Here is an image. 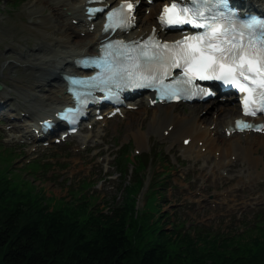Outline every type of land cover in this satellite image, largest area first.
Masks as SVG:
<instances>
[{
  "label": "rangeland",
  "instance_id": "rangeland-1",
  "mask_svg": "<svg viewBox=\"0 0 264 264\" xmlns=\"http://www.w3.org/2000/svg\"><path fill=\"white\" fill-rule=\"evenodd\" d=\"M56 1L49 0L43 4L36 0H0V94L12 91L13 93L8 95L9 98L15 99L17 95L22 102L30 103L34 110L45 108L51 99L44 103L32 100L31 93L37 89L34 88L35 84L27 83L30 79H26V74L30 70L15 65L14 61L22 54L30 52L36 43H40L45 55L54 60L62 55L67 57L63 54L64 51L76 50L72 41L67 49L60 44L56 45V39L62 37L61 29L51 19V9ZM156 4H147L149 8H143L141 15L154 19L158 10ZM44 20L51 28L40 26L39 22ZM138 23L140 25L141 22ZM9 52L10 54H7ZM7 65L9 68L4 69ZM173 109L174 113L181 117L188 114L191 106L179 104ZM153 111L146 107V103L141 102L137 109L129 112L126 120L111 119L106 124L103 120L96 122L91 128L92 131L84 128L82 134H77L75 138L70 137L63 144L48 148L40 145L38 151L33 152V148L23 149L12 140L20 128L26 126L29 119L22 124L19 121L22 112L16 111L14 104L3 105L0 109V124L3 125L0 128V148L2 152L4 149L12 151L13 160L10 167L28 169L27 164L33 161L45 164L34 174L25 169L22 173L17 170L13 173L10 170L8 175L13 177L17 174L19 178L23 177L29 181V186L34 189L21 190L32 191L33 195L38 194L37 196L42 197L52 208L62 207L63 203L68 202L82 203L85 202L83 197H86L87 202L93 205L92 210L110 213L113 207L122 204L124 187L134 178L132 169L137 165L135 155L146 152L149 160L145 169V184L147 186L150 181L151 184L149 189L145 187L135 196L137 211L144 210L149 190L161 184L162 188L156 189V205H159L158 209L165 217L163 229L171 231L172 224H176L181 233H189L192 237L202 232L212 237L217 235L220 238L239 239L244 246H250V240L255 236L264 237L261 232L264 231V146L255 145L253 154H250L251 159L247 161H237L236 165H229L227 156L222 160L224 163L217 167L216 160H213L210 154L200 158L190 157L182 152L179 142L162 139L152 128L150 118ZM203 114L204 111L201 115ZM140 115H145L146 119L141 126L143 139L138 141L133 134L135 132L127 131V124H136ZM208 127H212V124ZM102 128H105L107 133L105 143L101 144L102 151L98 155H95L96 151L85 152L99 167L90 169L88 165L91 164H80L83 170H78L79 165H74L73 161L80 160L79 152L83 150L80 149L83 138H90L89 145L100 144L98 135L104 132ZM222 143L226 145L227 141ZM108 145L111 151L107 149ZM122 145L124 157L129 159L124 167L125 171L127 169V175L112 167L116 163L112 158L122 154V151L117 153ZM96 148L100 149L98 146ZM195 148L199 150L200 146L195 145ZM239 155L250 157L242 151L230 153L235 160L239 159ZM1 158L3 156H0V160ZM3 166L0 163V170ZM83 181L89 184L85 185L86 189L80 188ZM148 199L152 201L154 196L149 194ZM158 209L153 213V217L154 214L157 217Z\"/></svg>",
  "mask_w": 264,
  "mask_h": 264
},
{
  "label": "trees",
  "instance_id": "trees-1",
  "mask_svg": "<svg viewBox=\"0 0 264 264\" xmlns=\"http://www.w3.org/2000/svg\"><path fill=\"white\" fill-rule=\"evenodd\" d=\"M147 161L137 157L135 171ZM8 169L0 170V264H264V237L244 246L217 235L163 231L153 200L149 212L135 209L143 174L125 187L121 205L103 213L88 202L52 208L22 191L34 187Z\"/></svg>",
  "mask_w": 264,
  "mask_h": 264
},
{
  "label": "snow or ice",
  "instance_id": "snow-or-ice-1",
  "mask_svg": "<svg viewBox=\"0 0 264 264\" xmlns=\"http://www.w3.org/2000/svg\"><path fill=\"white\" fill-rule=\"evenodd\" d=\"M138 3V0H137ZM137 3L133 0H123L118 7L107 12V29L115 26L125 27L134 21ZM192 6L184 3L183 0H172L166 4L160 16L161 23L166 25H181L191 23L196 27L206 28L207 31L199 36L185 37L176 41L175 45H157L163 48H175V57L165 58L157 56L155 52L148 56L144 49L140 50L137 57L128 56L127 61L117 62L115 58L111 61L104 59L95 60L85 58L78 63L98 64L104 72L97 73L95 78L89 80L69 77L73 85L95 84L96 81L103 85V90L113 92L123 87H152L158 88L160 98L167 96L168 99H179L181 92L185 94L206 95L207 91L199 89L194 84V79H218L225 84H233L241 90L247 91L248 96L244 99L245 113H249V103L254 102L264 109V20L253 18L244 27L245 31L237 28L235 24L224 26L220 21L224 18V13L205 15L212 9H227L228 0H191ZM93 11H104L100 9H89ZM229 17H236L237 13L228 12ZM259 25V29H257ZM191 41V44H188ZM135 42H133L134 44ZM117 48H130V45L123 44L122 41H113L105 46V55H109L107 49L113 46ZM187 45V46H185ZM123 55V53H121ZM143 57V58H142ZM183 61L181 63L180 61ZM173 67L183 69V76L179 79L166 83V77ZM251 82V83H249ZM173 85H183L185 87H173ZM192 85L197 89L186 87ZM79 99V92H77ZM155 102V101H154ZM255 115V109L251 111ZM241 128H252L255 125L244 121H238Z\"/></svg>",
  "mask_w": 264,
  "mask_h": 264
},
{
  "label": "bare ground",
  "instance_id": "bare-ground-1",
  "mask_svg": "<svg viewBox=\"0 0 264 264\" xmlns=\"http://www.w3.org/2000/svg\"><path fill=\"white\" fill-rule=\"evenodd\" d=\"M258 2L264 3V0H249V2ZM36 2H43V4L48 3L49 0H36ZM107 3V1H106ZM105 4V2H104ZM85 0H57L51 9V19L56 22V26L60 27L62 30V37L56 40V45L60 44L62 46H68L70 41H72L76 45V50L73 51H64L63 53L67 55V57L61 56L54 63L50 62V58L45 55L44 48L36 43L35 47L31 49L30 52L25 53L23 56L16 58L14 61L15 65H22L27 70H30L28 74H26V79H30L27 81L29 84H37L40 82H48L49 84L45 85L40 89V92H34L32 94L33 100L42 101L49 100L54 98L58 101L53 102L51 104H47L48 108L45 106V110L37 112L33 114L32 118L35 123H37L42 118L53 117L54 113L65 104H68L69 96L65 93V81L60 77L59 72L67 71L69 73H80L78 69H76L69 58L76 57L80 54L85 53H96L98 39L102 37L99 33L101 27V21L103 19L102 15H97V17L92 21H87L86 15L84 14ZM112 6V5H111ZM255 9L252 6V10ZM137 12H140L137 9ZM101 18V19H100ZM99 19V20H98ZM41 27H50L46 20L39 22ZM141 26L138 29H134L129 32L127 38H135L138 36H145L151 29V26H156V18L154 20L151 17L146 16L141 18ZM156 32L161 33V30L157 26ZM58 53V51H56ZM7 54H10L7 53ZM7 54L5 58H7ZM9 68V66H5L4 69ZM47 91L48 94L44 93ZM6 95L10 93V91L4 92ZM5 95V96H6ZM3 94L0 95V103L1 100L4 99ZM17 106H21L24 109H20L28 114H31V107L21 102H18ZM219 102H215L211 107L202 106V104L195 105L191 110H189L187 115L182 117L176 115L173 112V107L175 104H156L153 107V113L151 114V124L152 128L159 133V130L162 129L161 137L163 139H173L175 142H180V148H182L183 153L191 156L192 153L195 152V157L204 156L210 154L216 157V165L223 160L224 157L229 155L235 151H242V153H247L248 155L253 154L254 146L262 144L264 146V135L257 134H249V133H235L238 136L236 142L232 143L227 141L228 138H225L227 135V130H229L230 126H233L234 119L238 116L237 106L229 107L221 106L218 104ZM148 104V100H147ZM47 109V110H46ZM124 113H127L126 110H123ZM205 111L203 115H200V112ZM102 114V113H101ZM95 114L92 113L91 120L94 121ZM145 115H140L139 121L135 123L127 124V131L135 132L134 136L139 140L143 139V131H141V126L145 122ZM21 119L25 122L24 117ZM20 119V120H21ZM138 119V118H137ZM264 120V119H263ZM106 122V121H105ZM209 122V123H208ZM207 124H213L215 126L214 131L207 128ZM136 125V126H135ZM222 128L223 137L221 140L216 135H219V131L217 128ZM37 130V127H34ZM135 128L137 130H135ZM30 130L20 131V135L22 137H30L28 133ZM167 131V135L164 136V132ZM212 132H215L212 134ZM234 135V134H233ZM231 135L230 137H232ZM32 138V137H30ZM189 139V146H183V141L185 139ZM222 141H227L224 145ZM198 142H202L201 147H204V154L200 152H196L195 144ZM199 151H202L201 148ZM251 154V155H252ZM218 155V156H216ZM250 155V159H251ZM81 163L76 161L74 165ZM224 162L222 161L221 164ZM220 164V165H221ZM82 167L80 166L79 169Z\"/></svg>",
  "mask_w": 264,
  "mask_h": 264
}]
</instances>
